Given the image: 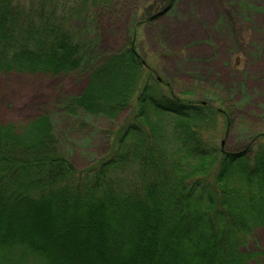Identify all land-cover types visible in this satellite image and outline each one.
Segmentation results:
<instances>
[{
    "label": "trees",
    "instance_id": "1",
    "mask_svg": "<svg viewBox=\"0 0 264 264\" xmlns=\"http://www.w3.org/2000/svg\"><path fill=\"white\" fill-rule=\"evenodd\" d=\"M96 3L0 0V73L81 69L90 53L74 22ZM132 42L67 106L82 125L130 110L106 156L77 168L48 113L0 122V264H249L258 254L243 246L264 225V133L225 150L207 134L221 109L166 89Z\"/></svg>",
    "mask_w": 264,
    "mask_h": 264
},
{
    "label": "rangeland",
    "instance_id": "2",
    "mask_svg": "<svg viewBox=\"0 0 264 264\" xmlns=\"http://www.w3.org/2000/svg\"><path fill=\"white\" fill-rule=\"evenodd\" d=\"M169 1L97 0L74 22L88 40L87 64L59 75L0 73V122L20 127L48 113L77 168L106 156L111 132L130 110L116 119L85 116L82 125L67 106L83 91L91 69L132 39L166 89L221 109L217 126L207 132L217 144L245 150L264 133V0ZM243 250L258 253L249 264H264V225Z\"/></svg>",
    "mask_w": 264,
    "mask_h": 264
}]
</instances>
